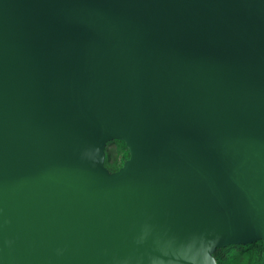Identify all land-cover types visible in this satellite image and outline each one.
I'll return each instance as SVG.
<instances>
[{
  "label": "water",
  "instance_id": "obj_1",
  "mask_svg": "<svg viewBox=\"0 0 264 264\" xmlns=\"http://www.w3.org/2000/svg\"><path fill=\"white\" fill-rule=\"evenodd\" d=\"M257 241L264 0H0V264H216Z\"/></svg>",
  "mask_w": 264,
  "mask_h": 264
},
{
  "label": "trees",
  "instance_id": "obj_2",
  "mask_svg": "<svg viewBox=\"0 0 264 264\" xmlns=\"http://www.w3.org/2000/svg\"><path fill=\"white\" fill-rule=\"evenodd\" d=\"M114 143L120 144L124 148L126 153H125V156L123 158V162L121 163V165H117L116 161L112 162L110 155L108 153H106L104 164H105V167L110 172L117 171L119 168H121L123 163L126 160H128V158H129V152H128V149L126 148L125 144L121 141H114ZM110 144H111V142L107 144L106 149H107L108 145H110ZM106 149H105V151H106ZM254 247H260L261 248V256L259 258V264H260L262 254L264 251V244L261 241L254 242V243L249 244V245H230V246H226L224 248L217 249L215 254H214V258L216 259V264H249L250 255H251Z\"/></svg>",
  "mask_w": 264,
  "mask_h": 264
},
{
  "label": "rangeland",
  "instance_id": "obj_3",
  "mask_svg": "<svg viewBox=\"0 0 264 264\" xmlns=\"http://www.w3.org/2000/svg\"><path fill=\"white\" fill-rule=\"evenodd\" d=\"M106 153H108L110 155L112 162L116 161L117 165H121L126 152L120 144L111 142V144L108 145V147L106 149ZM260 256H261V248L260 247H254L253 251L250 255L249 264H259Z\"/></svg>",
  "mask_w": 264,
  "mask_h": 264
}]
</instances>
